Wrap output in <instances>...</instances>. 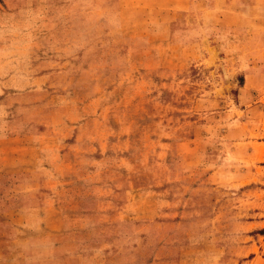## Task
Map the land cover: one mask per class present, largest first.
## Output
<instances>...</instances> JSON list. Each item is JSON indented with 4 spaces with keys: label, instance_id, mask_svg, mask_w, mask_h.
<instances>
[{
    "label": "rangeland",
    "instance_id": "1",
    "mask_svg": "<svg viewBox=\"0 0 264 264\" xmlns=\"http://www.w3.org/2000/svg\"><path fill=\"white\" fill-rule=\"evenodd\" d=\"M175 260L264 264V0H0V264Z\"/></svg>",
    "mask_w": 264,
    "mask_h": 264
},
{
    "label": "crops",
    "instance_id": "2",
    "mask_svg": "<svg viewBox=\"0 0 264 264\" xmlns=\"http://www.w3.org/2000/svg\"><path fill=\"white\" fill-rule=\"evenodd\" d=\"M216 174H218V171L216 170V171H212L210 174H209V176H210V178H212V182H218L217 183V185H223V182L221 181V182H219L218 180L220 179V178H217L216 177ZM236 175L239 177L240 176V172H236ZM235 178H237V177H235ZM237 180V179H236ZM239 180V179H238ZM238 193V192H237ZM239 194V193H238ZM179 209V208H178ZM214 209H216V211L217 212H219V213H222L223 211H225L226 209H224L223 207H222V205H219L218 207L217 206H214ZM203 210H204V208H203ZM207 210V209H206ZM207 241H208V238L206 239V238H197V239H190V241H180V243H182V244H188L187 246H184L183 248H181L182 250L181 251H183L181 254L183 255V254H185V255H189V256H191V257H194L195 259H198L199 260V257H202V256H208V255H212V251L210 252V251H208L209 249L206 247H204V246H202V245H204V244H207ZM191 242V244H195L194 246H189V243ZM214 242H216V241H214ZM197 245V246H196ZM165 251H168L169 250V248H165L164 249ZM163 251V250H162ZM165 251H163L164 253H165V255L164 256H159V258L158 259H160V260H171V258H169L167 255H169V254H167ZM255 251H253V253H254ZM176 252H174V254H175ZM177 254V253H176ZM256 255H258V253L256 254ZM254 257V256H253ZM178 258V257H177ZM173 259H175V258H173ZM193 259V258H192ZM176 261V260H175ZM181 263V262H180ZM176 264H177V261H176Z\"/></svg>",
    "mask_w": 264,
    "mask_h": 264
}]
</instances>
